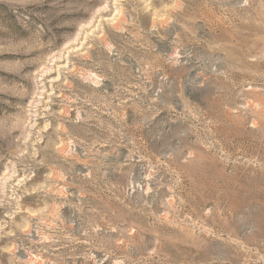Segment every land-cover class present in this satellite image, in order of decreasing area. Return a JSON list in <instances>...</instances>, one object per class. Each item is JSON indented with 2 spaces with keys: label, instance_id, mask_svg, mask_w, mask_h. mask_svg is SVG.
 Here are the masks:
<instances>
[{
  "label": "rangeland",
  "instance_id": "rangeland-1",
  "mask_svg": "<svg viewBox=\"0 0 264 264\" xmlns=\"http://www.w3.org/2000/svg\"><path fill=\"white\" fill-rule=\"evenodd\" d=\"M0 264H264V0H0Z\"/></svg>",
  "mask_w": 264,
  "mask_h": 264
}]
</instances>
